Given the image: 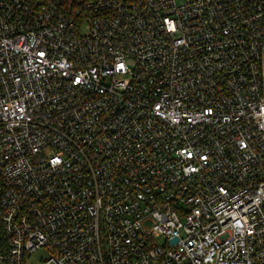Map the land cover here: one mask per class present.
I'll return each mask as SVG.
<instances>
[{
    "label": "built area",
    "instance_id": "obj_1",
    "mask_svg": "<svg viewBox=\"0 0 264 264\" xmlns=\"http://www.w3.org/2000/svg\"><path fill=\"white\" fill-rule=\"evenodd\" d=\"M264 264V0H0V264Z\"/></svg>",
    "mask_w": 264,
    "mask_h": 264
},
{
    "label": "rangeland",
    "instance_id": "obj_2",
    "mask_svg": "<svg viewBox=\"0 0 264 264\" xmlns=\"http://www.w3.org/2000/svg\"><path fill=\"white\" fill-rule=\"evenodd\" d=\"M179 5L183 4L185 0H176ZM48 257L46 249L37 251L32 255L27 264H45V259Z\"/></svg>",
    "mask_w": 264,
    "mask_h": 264
}]
</instances>
